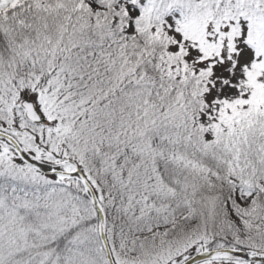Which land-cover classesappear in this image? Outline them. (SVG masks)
I'll use <instances>...</instances> for the list:
<instances>
[{
    "label": "snow or ice",
    "instance_id": "1",
    "mask_svg": "<svg viewBox=\"0 0 264 264\" xmlns=\"http://www.w3.org/2000/svg\"><path fill=\"white\" fill-rule=\"evenodd\" d=\"M0 264H264V0H0Z\"/></svg>",
    "mask_w": 264,
    "mask_h": 264
}]
</instances>
